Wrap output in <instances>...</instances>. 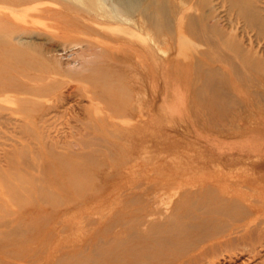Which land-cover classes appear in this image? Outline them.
<instances>
[{
  "label": "bare ground",
  "instance_id": "bare-ground-1",
  "mask_svg": "<svg viewBox=\"0 0 264 264\" xmlns=\"http://www.w3.org/2000/svg\"><path fill=\"white\" fill-rule=\"evenodd\" d=\"M228 2L230 9L236 8L245 19L247 27L257 28L254 39L249 37L248 45L229 38L236 29L223 22L218 7L211 0H197L195 4L191 0H0V51L4 57L10 56L17 65L33 68L37 72L29 75L23 71L13 79L9 77L8 69L3 70L0 79V96H18L15 97L18 107L14 106L13 110L23 113L19 114L24 117V124L19 127L39 136V148L44 151V156L60 162L61 168L52 171L56 176H63L68 171L73 174L82 172L78 167H71L66 162L69 159L79 163L92 162L103 176L124 180L123 186L119 185L113 191L108 211L105 210L103 264H264V227L255 233L246 228L242 230L241 226L233 227L222 219V215H228L230 211L246 213L242 196L240 201L239 197L229 196L215 187L218 193L225 195H214L212 192L213 195L208 196L210 201L219 202L221 206L224 204L227 208L223 213L212 215V210L202 205L199 209L206 216L196 223L193 222L196 211L183 209L180 202L174 207L167 201L163 202L167 196H173V192L169 191L173 187L170 178L167 176L168 179L161 180V183L153 179L157 167L167 168V171L169 168V154L166 152L169 144L163 151V161L159 165L158 161L154 163L159 137L165 140L172 130L170 125L157 127L155 82L157 74H161L158 68L162 71L163 65L167 66L174 59L169 58L172 41L176 49H184L186 36L189 35L197 38V48L220 52L225 47L240 54H252L250 60H246L247 65L257 68L264 80V10L254 0ZM198 7L203 10L201 13H198ZM59 34L70 35L73 40L69 44L78 50L71 54L69 51V55L62 58L64 61L58 59L63 47L58 44L48 47L33 42L41 35L53 38ZM170 36L175 37L172 40ZM29 49L44 52L47 62L56 60L59 67L49 68L39 59L24 61L22 57ZM158 50L162 51L163 59L157 64ZM214 60L209 56L205 64L194 70V80L199 79L201 83L193 89V94L197 100H201V94L207 90L215 96L223 94L225 98L221 102L214 101V98L210 102L213 107H218L217 113L222 114L220 118H225L223 112L240 115L237 109L239 100L229 97L231 95L218 81L221 70ZM47 72L51 81L45 83ZM85 72L89 75L80 77ZM166 72L163 74L169 79V72ZM238 72L235 69L233 74L239 76ZM73 78L86 85L67 87V82ZM251 80L254 82V77ZM168 90L171 92V89ZM262 91L254 90L252 93V100L257 102L251 105L253 111L260 102L264 108ZM85 98L87 103H83ZM59 100L63 110L52 115L51 119L48 116L58 107ZM229 100L235 102L232 107L228 104ZM31 103L33 106H28ZM186 107L190 109L188 101ZM36 110H40L38 115ZM29 116L33 126L29 125ZM255 120L252 123L257 126ZM235 128L236 134L243 129L240 125ZM217 129L223 133L229 130L222 124ZM127 131L134 135L126 136ZM251 134L252 140H255L252 144H244L245 138L239 136L234 139L237 145L234 143L230 147L239 152L247 151L257 160L254 163L263 164L259 160L264 158V146L258 144V137L264 134V119L260 127H253ZM141 155H145L146 159L140 160ZM30 157L23 158L25 164L30 163ZM108 158L117 160V163H110ZM178 166L179 170L185 169L183 165V169ZM190 168L187 167L188 170ZM166 173L163 172L164 175ZM174 193L181 195L184 192ZM247 198L246 206L250 207V212H264V192L256 190ZM219 214L220 217L217 216ZM163 248H166L165 251Z\"/></svg>",
  "mask_w": 264,
  "mask_h": 264
},
{
  "label": "rangeland",
  "instance_id": "rangeland-1",
  "mask_svg": "<svg viewBox=\"0 0 264 264\" xmlns=\"http://www.w3.org/2000/svg\"><path fill=\"white\" fill-rule=\"evenodd\" d=\"M211 1L218 7V13L220 16L222 15L223 22L233 25L236 29L235 34L232 33L233 35L231 34L229 38H235L244 45H248L249 37L253 36L252 40L254 39L257 28L247 27L245 19L239 15L238 10L236 8L230 9L228 0ZM194 2L196 3L197 0H191L192 4H195ZM254 3L264 10V0H254ZM202 11L199 8L198 13ZM262 13L264 14V11ZM41 36L34 39L33 42L48 47L52 44H58L61 46L60 48L63 47L58 53V59H65L66 55H69V51H71L70 54L73 51L78 52L69 44L73 40L70 35L59 34L53 38L46 35ZM170 37L173 40L175 36ZM197 41L195 36H186L184 49L181 47L176 49V44L172 41L169 58L174 59L167 66L163 65L162 71L158 68V73L161 74H167L166 71H168L169 79L164 74H157L155 82L157 89L156 108L158 110L156 123L157 127L170 125L172 130L168 137L171 138L169 142H167L168 138L164 140L159 137V146L156 148L154 159V163L157 164L158 161L157 165H159L163 161L165 154L163 151H166V144H169V150L166 151L169 154L168 171L167 168L157 167V173L153 179L154 182L159 183L161 180L164 182V179H168L167 176L170 178L169 181L176 188L173 189L172 187L169 191L171 194L173 192L172 197L175 198L166 195L167 198L165 196L166 200L163 198L165 200L163 202L167 201L168 205L172 207L180 202L179 204L182 205L183 209L191 208L196 211V218L193 219V222L196 223H200V219L206 216L199 209L202 205L210 208L213 212L212 215L217 214V212L223 213L224 209L227 208L224 204L221 206L219 202L210 201L209 197L213 195L212 192L214 195L226 193L237 199L239 197L240 201L242 196L246 213L238 210H235L236 212L230 211L228 215H222L224 217L222 219L233 227L241 226L240 229L242 230L246 228L256 233L261 227H264V212L259 211L260 214H258L259 212L255 211L252 213L249 211L250 207L246 205H248L247 197L252 192L259 189L264 192V176H261L264 175V158L259 160L263 164L254 163L257 160L253 158L252 154L247 151L239 152L230 146L234 143L237 145L238 142L235 140L239 136L245 138L246 142L243 143L246 145L255 141L252 140L253 134L251 132L253 127L257 129L262 125L264 108L260 102L258 109L256 108L255 111L251 109L252 103H257L252 100V93L254 90L259 92L263 90L262 92H264V86H262L264 80L257 68H249L247 65L246 60L249 61L252 54H240L236 50L225 47L220 52L208 48H197ZM262 42L264 43L263 40ZM262 42L260 43L262 44ZM173 44L175 45L173 46ZM25 52V56L22 57L24 61L30 62L39 59L49 68L52 66L59 67L56 60L47 62V54L44 56V52L34 49ZM156 54L157 63L163 59V53L158 50ZM209 56L215 59L216 67L221 70L218 81L221 82L224 90L231 95L228 96L239 100L237 109L240 111V115L235 113L230 115L228 112H223L225 118L223 120L220 118L219 115L222 114L221 112L217 113L218 107H213L210 102L213 101V98L214 101L221 102L225 98L223 94L215 96L210 90H207L201 94V100H197V96L193 94V89L201 83L199 79L194 80V70L201 64H205ZM258 56L260 57V53ZM8 69L10 70L9 77L11 76L13 79L20 76L19 73L23 71L29 75L37 73L33 68L17 65V62L10 56L4 57L0 51V79L4 74L3 70L7 71ZM235 69L239 71V76L233 74ZM49 75L50 73L47 72L45 83L51 81ZM87 75L89 72L81 74L80 77ZM253 77L254 82L251 80ZM60 78L68 80L66 77L60 76ZM74 85L81 87L86 84L73 78L67 82L66 86ZM168 89H171V92ZM15 97L18 96H0V264H78L79 262L103 264L105 262L103 240L106 237L104 231L106 226L105 210L108 211L113 191L119 188V185L120 187L123 186L124 180L103 176L97 169L98 166L92 162L79 163L69 159L66 162H69L71 167L81 169V173L73 174L68 171L63 176L53 174L52 171L61 168L60 162L44 156V151L39 148V136L25 132L19 127L24 124V117L22 118L20 115L23 114L22 112H14L13 110L14 106L18 107L19 104ZM87 100L86 98L83 99V103H87ZM187 101L190 103V109L186 107ZM234 103L232 100L228 101L230 107ZM28 106L32 107L33 104H28ZM57 106L53 113L48 116L49 118L52 119L56 113L63 110L60 100L57 102ZM39 111L36 110L37 115ZM28 119L29 125L33 126L31 116ZM253 120L257 121V126L252 123ZM220 124L225 125L229 129L228 132L219 131L217 127H220ZM239 125L243 129L240 134H236L235 127ZM62 131L60 130V133L64 135ZM125 135L132 136L134 133L127 131ZM258 144L264 146V134L258 137ZM237 154L238 156H236ZM28 155H31L30 158L32 159H30V163L25 164L23 158H27ZM108 159L114 165L117 163V160ZM145 159V155L140 156V160ZM177 165H179L178 168L183 169L185 167L186 170L177 169ZM188 166L189 168L191 166L189 170L187 169ZM204 168L205 170H202ZM163 172L164 174L167 172V175H164ZM194 174L195 176H193ZM177 175L186 177H177ZM176 182L179 183L176 184ZM189 183L191 184L188 185ZM199 185L203 191L205 190L204 192ZM180 186L182 189H179ZM187 186L191 190H189L190 188L187 189ZM215 187L224 193H218L219 191ZM209 188L211 189L209 190ZM178 191L184 193L181 195L174 193ZM169 198L171 203L168 202ZM217 216L220 217V214ZM215 220L218 223L219 220L217 218ZM163 249L165 251L166 248Z\"/></svg>",
  "mask_w": 264,
  "mask_h": 264
}]
</instances>
